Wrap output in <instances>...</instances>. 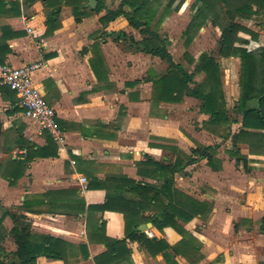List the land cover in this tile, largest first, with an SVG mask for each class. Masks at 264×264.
Instances as JSON below:
<instances>
[{"label": "crops", "instance_id": "1", "mask_svg": "<svg viewBox=\"0 0 264 264\" xmlns=\"http://www.w3.org/2000/svg\"><path fill=\"white\" fill-rule=\"evenodd\" d=\"M18 1L21 5V16L0 19L2 22L0 27L6 25L14 32L22 34L18 38L7 41L6 44L10 52L5 56V62L14 66L23 65L36 59L43 62V68L34 73L33 82L44 95L46 103L56 113V123L62 135V141H55L46 132L40 134L35 123L25 115V110L20 105L15 93L10 91L11 93L3 94L0 90V260L5 263L13 260L12 254L16 251V245L9 237V232L13 227L9 214L17 213L31 222L33 235L59 239L72 246L74 249H69L78 256L71 257L68 249V256L70 255L68 264H95L94 258L103 254L106 247L101 243H89L88 228L94 229L95 222L100 225L103 220L108 237L122 238L124 236V220L123 216L116 212L101 214L89 211V206H97L105 202L106 191L89 189L88 185L103 183L111 177H125L142 185L154 184V180L148 179V166L141 164L145 161L146 156L159 162H167L174 158V153L170 149L174 147L190 157L191 150L201 144H194L193 140L182 133L178 123L174 122L169 114L161 112L166 107H181L180 104L160 103L158 107L154 108L155 114L152 113L150 108L152 104L151 84L146 82L145 78L149 72L162 74L166 70L167 64L158 58L136 51L128 45V39L126 41L118 39V33L126 34L125 31L116 33L110 31L116 25L131 28L123 17H119L103 27L99 23V19L105 15V11L95 14L89 9L88 11L91 12L82 19L80 24H76L72 15L61 19L64 10L69 8L62 6L58 22L60 27L47 35L45 25L47 16L42 20V16L38 14L41 9L44 10L43 1H41V5L35 2L27 6L25 0ZM120 1L106 0V8L115 10ZM111 2L116 3L115 6L109 7ZM84 9L86 10L85 7ZM97 15L99 17H95ZM93 19L101 28L100 31H95L99 41L93 40L91 44L80 48L76 54L72 53L70 47L72 41L64 37L57 38L65 33L67 27L73 25L86 29L85 26L90 25L89 21ZM237 21L256 34V38H251L247 34L239 33V37L247 41L243 47L248 51L264 49V24L257 26L256 29L259 32H255L249 28L251 23L245 24L250 20ZM28 28L31 29L30 33L27 31ZM105 32L107 35L104 34ZM41 36L42 38H40ZM106 37L112 38L116 47H121V51L124 53L122 56L127 57L131 66L137 56L142 54L163 63L164 70L160 73L153 68H148L139 77H134L136 71L129 67L125 69L124 73H121L116 65H112L109 60L110 43L106 42ZM127 37L130 36L127 35ZM35 38H40V40L35 41ZM94 43H98L102 58L100 69L104 70L99 79L96 78L90 65L92 58L90 46ZM170 45L168 49L171 53ZM220 59H236L238 61L234 79L231 80L232 83L224 80L221 70L227 107L232 108L233 106L230 107L227 101V91L231 89L233 95L238 98L240 62L235 57ZM184 100L195 99L188 97ZM179 109L177 108V110ZM185 111L191 114L189 107ZM196 112L200 114L201 121L205 122L208 119L207 115L199 112V108ZM46 135L53 142L49 153H56V156L35 157L27 161V144L35 145L36 148L44 147ZM217 140V137H214V144L209 145H218V143L215 144ZM202 146L208 145L202 144ZM218 149L215 157L219 160L220 167L217 171L212 170L206 164V160H201L187 166L184 171L174 176L176 189L199 202L206 201L210 204V211L207 214L195 216L189 222L181 223L182 228L189 236L192 249L181 248L182 252L179 254L170 251L172 258L167 261L162 253L153 257L145 246L138 242L127 241L126 248L130 252L132 264L264 263V261L255 263L245 262V260L235 263L233 262L235 255L232 252L213 255L207 237L202 236L196 230V225L204 221L210 225L217 220H224L231 224L236 222L232 225V230L238 232L242 225L253 221L254 223L258 222L257 226L254 224L255 228L262 237L264 236V232L258 230L264 212L257 219H253L248 215L247 204L239 203L237 208L234 207L231 198L226 192L222 193V189L217 184L210 186L213 192L206 196L207 200H200L190 192L188 182L184 181L183 177L190 176L191 171L202 162H205L209 167V173L216 179L218 176L223 178V174L230 172L229 163L219 156ZM230 149L231 146L227 150ZM239 149L241 154L248 159V167H251L250 171L246 173L255 174L254 177L252 176V180L257 182L260 177L264 176V171L253 168L256 166L255 162L251 163L250 161H264V156L251 155L246 145H239ZM14 163H20L21 169L15 167ZM233 164L235 166V160ZM11 176L17 177L14 185H10L6 179ZM11 180L13 179L11 178ZM255 184L258 185V183ZM224 185L227 186V184ZM124 197L126 200H138L129 192H125ZM24 203H27L25 207H23ZM83 207L84 211L81 210ZM144 215L147 216L148 211ZM238 225L240 226L238 227ZM147 230L153 233L152 238L143 233L147 239L163 240L170 247L178 246L182 240V236L171 227L159 231L151 224ZM80 245L87 246V259L77 253ZM35 264L64 263L59 260L39 257Z\"/></svg>", "mask_w": 264, "mask_h": 264}, {"label": "trees", "instance_id": "2", "mask_svg": "<svg viewBox=\"0 0 264 264\" xmlns=\"http://www.w3.org/2000/svg\"><path fill=\"white\" fill-rule=\"evenodd\" d=\"M44 8L48 11L45 21L46 34H51L59 25L61 7L70 8V13L76 24L91 11H86V0H42ZM98 5L94 11L100 14L99 23L106 25L119 17H123L128 25L139 32L140 40L132 36L127 37L123 32L118 33V39L127 40L129 46L136 51L158 58L167 64L162 74L149 72L145 81L151 84V101L153 107L160 103L179 104L184 98H193L199 102L201 114L208 116L203 123L206 130H211L221 139L230 140L231 149L228 154L234 158L235 166L249 172L248 160L240 152L239 145H246L251 155L264 156V49L248 51L243 47L247 43L239 37V33L256 38V34L238 23L237 20H251L254 17L264 19V0H195L197 11L183 32L184 46L188 48L191 41V32L197 31L209 20L213 27H218L217 57L209 53H201L197 59L187 57L188 71L182 64L174 62L169 52V40L159 34L156 28L160 21L170 14L171 0L163 7L160 20L154 25L158 10L157 0H121L115 10L106 8V0H96ZM33 0H25L26 6ZM160 7V5H159ZM21 5L18 0H0V19L18 18L21 16ZM210 15V16H209ZM107 35V32L104 33ZM22 34L14 32L9 26L0 27V64L5 63V56L10 52L7 41L20 37ZM115 35V34H112ZM91 69L97 79L103 69H100L101 55L98 43L91 46ZM235 57L239 59V95L232 108L227 107L223 84L222 71L218 58ZM202 77L201 81H196ZM2 93H11L9 89L0 87ZM237 125V131L232 132L231 127ZM53 146L51 138L46 135V145L36 148L27 144V161L35 158L55 157L50 154ZM218 145H199L191 150V156H186L178 149L172 147L174 158L167 162H159L150 156L145 157L141 164L148 166V179L154 184H139L125 177H111L103 183L90 184L89 189H103L106 191L105 202L97 206H89V211L116 212L123 216L124 236L110 238L105 232V222L94 224V229L88 228L89 243H101L106 251L95 257V264H132L130 252L126 242H138L148 249L151 256L162 253L163 257L171 260L170 251L174 254L181 253V248L192 249L190 239L181 223L189 222L195 216H203L210 211V204L206 201L199 202L174 187V176L177 173L198 161L206 160V164L214 171L220 167L219 160L215 157ZM21 169L20 163H14ZM147 174V173H146ZM11 178L13 180H11ZM10 185H14L17 177H6ZM129 192L138 198L137 201L126 200L124 193ZM27 203L23 204L25 207ZM84 211V207L81 208ZM148 211V215L144 213ZM13 227L9 232L10 239L16 245L13 260L0 264H35L37 258L59 260L68 264V257H77L72 246L62 240L36 236L31 232V222L17 213L9 214ZM151 223L159 231L171 227L182 236L178 246L170 247L163 240L147 239L146 235L138 231L142 224ZM1 225V223H0ZM258 230L264 232V216L260 221ZM71 248V249H69ZM69 249V256H68ZM82 258H88L87 246L80 245L78 252ZM173 264V263H172ZM264 264V263H263Z\"/></svg>", "mask_w": 264, "mask_h": 264}, {"label": "rangeland", "instance_id": "3", "mask_svg": "<svg viewBox=\"0 0 264 264\" xmlns=\"http://www.w3.org/2000/svg\"><path fill=\"white\" fill-rule=\"evenodd\" d=\"M41 1L42 0H33V3L38 2L41 5ZM157 2L160 7L157 5L158 10L156 13L157 16L154 20V25L160 20L163 7L171 2V0H157ZM115 4L111 2L108 6L113 7ZM197 6H199V4H195V0H174L170 6V14L163 18L160 21V25L156 28L159 34L170 40V50L174 61L182 64L190 72L193 70V66H189L187 63V57L197 58L201 53H209L217 57L218 39L220 36L219 28L213 27L208 20L203 27L197 31L193 30V32H191L192 41L189 47L185 48L183 44V41L185 40L183 32L186 30L188 24L195 15ZM44 10L46 9L44 8ZM44 10L41 9V12L38 13L42 16V20L46 18L48 12L47 10ZM86 10L88 11L89 9L86 8ZM69 16H71V13L68 8L64 10L63 15H61V19ZM95 17H99V15ZM95 22L96 21H94V19L89 21L90 25L85 26L86 29L75 25L67 27L65 29V33H62L57 38L64 37L65 39L72 41L70 47L72 53L76 54L80 48L91 44L93 40H96L97 42L99 41L97 40L99 37H97V33L95 31H100L101 28L99 24ZM248 23H251L249 28H252L255 32H259L256 27L264 24V19L261 17H254L250 20V22L245 24L248 25ZM1 24L2 22H0V25ZM110 31L114 33L118 31H125L126 35L132 36L135 40L141 39L139 32L129 27L125 28L120 25H116ZM93 32L94 34L92 35ZM40 38H42V36ZM40 38H35V41L40 40ZM105 40L110 43L108 51L109 60L112 62V65H116V68H118L121 73H124L125 69L129 67H132L134 71H136L134 77H139L148 68H153L160 73L164 70L165 66L163 63L154 58L143 56L142 54L137 56V59L134 60L133 65L131 66V63H128L129 61L126 59L127 57L122 56L124 53L121 51V47H116L115 43L112 42V38L106 37ZM184 53L187 54V57L184 56ZM218 59L221 70L224 74V80L231 82V80L234 79L238 61L236 59ZM34 61H37V59L28 62ZM201 79L202 77H197L196 81H201ZM227 93V101L231 107L237 97L236 95H233L231 89H228ZM183 101L179 103L181 107H177L180 108L179 110H177L176 107L170 106L166 107V109H163L161 112L169 114L174 122L178 123V127L182 133L189 139L193 140V143L196 145L212 144L214 142V137H217L218 140L215 144L218 143L219 145L218 154L223 158V160L227 161L230 166V172L223 174V178L218 176V179H216L209 173V167H207L205 162L200 163V165L191 171L190 176L187 175L186 177H183L184 181H187L189 184L188 188L190 192L200 198V200H207L205 199L207 198L206 196L213 192L210 186L217 184L219 185V188L222 189V193L226 192V194H228L231 198V201L235 205L234 207L237 208L239 203H242L243 205L247 204L249 209L248 215L253 219H257L258 216L264 212V176L260 177L259 180L255 182L252 180V176L254 177L255 174H252V172L246 173L242 166H239L238 168L234 166V158L231 159L227 150L231 146L230 140L219 138L212 128L211 130L204 129V121H201L199 117L200 114L196 112L199 104L197 100ZM187 107H189L191 114H188L185 111ZM150 108L152 113L155 114V107L151 104ZM199 125H202V127H199ZM237 128V125L232 126V132H236ZM250 162H255L256 166L253 168L264 171V161L252 160ZM255 183H258V185ZM224 184H227V186ZM257 223L250 221L249 224L242 225L238 232H233L232 225L236 224V222L231 224L224 220H217V222H213L209 225L207 221H204L203 223L196 225V230L202 236L207 237L209 248L213 251V255L232 252L235 255L233 258V262L235 263L240 262V260H245V262L260 263L264 261V236L262 237L257 232V229L255 228V225H258ZM239 226L240 225H238V227Z\"/></svg>", "mask_w": 264, "mask_h": 264}, {"label": "built area", "instance_id": "4", "mask_svg": "<svg viewBox=\"0 0 264 264\" xmlns=\"http://www.w3.org/2000/svg\"><path fill=\"white\" fill-rule=\"evenodd\" d=\"M27 31L30 33L31 29ZM44 66L41 60L14 66L9 63L0 64V86L14 92L25 115L37 126L38 132L48 133L55 141L61 142L62 135L56 123V113L44 98L42 92L35 86L33 75ZM144 233L152 238L153 233Z\"/></svg>", "mask_w": 264, "mask_h": 264}, {"label": "water", "instance_id": "5", "mask_svg": "<svg viewBox=\"0 0 264 264\" xmlns=\"http://www.w3.org/2000/svg\"><path fill=\"white\" fill-rule=\"evenodd\" d=\"M97 5H98V2L96 0H86V4L84 5V7L94 11ZM150 227H151V224H145V225L142 224L138 227V231L140 233H144V231Z\"/></svg>", "mask_w": 264, "mask_h": 264}]
</instances>
